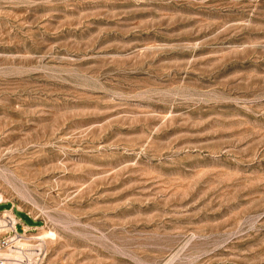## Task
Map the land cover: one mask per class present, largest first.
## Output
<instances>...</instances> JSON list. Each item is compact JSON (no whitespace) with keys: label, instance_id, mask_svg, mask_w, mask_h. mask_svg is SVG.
<instances>
[{"label":"rangeland","instance_id":"374dc122","mask_svg":"<svg viewBox=\"0 0 264 264\" xmlns=\"http://www.w3.org/2000/svg\"><path fill=\"white\" fill-rule=\"evenodd\" d=\"M0 191V264H264V0H0Z\"/></svg>","mask_w":264,"mask_h":264},{"label":"built area","instance_id":"2783aa9c","mask_svg":"<svg viewBox=\"0 0 264 264\" xmlns=\"http://www.w3.org/2000/svg\"><path fill=\"white\" fill-rule=\"evenodd\" d=\"M0 203H1V201H0ZM4 218L6 220V224H11V226L13 225L12 220H11V217H9L8 215H6ZM10 232H13L14 235H19L18 230H17V224L16 223H14V229H10ZM7 242L8 241H3V240L0 239V249L2 247H5L8 244Z\"/></svg>","mask_w":264,"mask_h":264},{"label":"bare ground","instance_id":"6f19581e","mask_svg":"<svg viewBox=\"0 0 264 264\" xmlns=\"http://www.w3.org/2000/svg\"><path fill=\"white\" fill-rule=\"evenodd\" d=\"M0 192H1V191H0ZM0 201H2V202L4 201V196H3V194H1V193H0ZM5 212H7V211H5ZM5 212H4V213H5ZM17 245H18V244H17ZM20 245H21V244H20ZM13 250H14V249H13ZM14 252H15V251H14ZM18 252H19V251H18ZM2 255H3V254H2ZM2 255L0 254V256H2ZM3 257H4V256H3ZM5 257H8V255L5 256Z\"/></svg>","mask_w":264,"mask_h":264}]
</instances>
